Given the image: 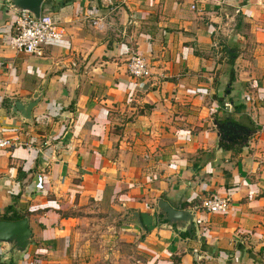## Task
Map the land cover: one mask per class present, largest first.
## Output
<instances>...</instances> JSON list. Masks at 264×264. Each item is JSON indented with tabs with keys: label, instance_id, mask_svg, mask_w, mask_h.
<instances>
[{
	"label": "crops",
	"instance_id": "obj_1",
	"mask_svg": "<svg viewBox=\"0 0 264 264\" xmlns=\"http://www.w3.org/2000/svg\"><path fill=\"white\" fill-rule=\"evenodd\" d=\"M61 1L43 12L64 38L37 57L7 45L19 14L0 0V136L22 143L0 151V219L33 234L18 264H264V0ZM133 52L151 77L129 74ZM44 81L32 123L12 114ZM214 120L252 137L220 142ZM211 194L230 211H195ZM159 199L196 230L170 228Z\"/></svg>",
	"mask_w": 264,
	"mask_h": 264
},
{
	"label": "water",
	"instance_id": "obj_2",
	"mask_svg": "<svg viewBox=\"0 0 264 264\" xmlns=\"http://www.w3.org/2000/svg\"><path fill=\"white\" fill-rule=\"evenodd\" d=\"M9 7L18 14H27L39 19L47 0H4ZM47 81L28 98L14 102L11 105V112L17 115L24 122L32 123L33 109L41 102ZM219 141L233 143L238 141L246 143L252 137V131L243 125L233 121L219 122L214 120ZM156 215L163 218L168 226L179 231L186 230L192 234L196 230V213L193 210H179L173 207L168 201L159 199L156 208ZM135 222L143 228L140 214L136 212ZM33 234L30 227V219L25 217L18 221L0 219V248L4 250L0 254V264L13 262L18 264L28 253L33 244Z\"/></svg>",
	"mask_w": 264,
	"mask_h": 264
},
{
	"label": "built area",
	"instance_id": "obj_3",
	"mask_svg": "<svg viewBox=\"0 0 264 264\" xmlns=\"http://www.w3.org/2000/svg\"><path fill=\"white\" fill-rule=\"evenodd\" d=\"M110 1V0H108ZM192 9L196 10L199 3H205L212 0H190ZM65 32L55 19L54 15L43 12L39 19H35L27 14H19L11 35L8 46L17 53H25L40 57L43 55L44 47L50 43L59 42L64 38ZM129 74L137 79L149 78L152 71L147 60L133 52L128 61ZM226 108L230 104L225 105ZM22 143L18 138H9L0 136V151L5 149H14ZM231 208V198L222 197L218 194H211L202 199L195 211H201L212 214H226ZM195 257L198 258V252L195 251Z\"/></svg>",
	"mask_w": 264,
	"mask_h": 264
},
{
	"label": "rangeland",
	"instance_id": "obj_4",
	"mask_svg": "<svg viewBox=\"0 0 264 264\" xmlns=\"http://www.w3.org/2000/svg\"><path fill=\"white\" fill-rule=\"evenodd\" d=\"M101 218L103 219V222H100L99 221L100 219L97 216L95 218L90 217V219H88L89 221H88L87 225L86 224L84 225V229H86V231H87V232H85L86 235H87L85 237L87 239L91 240L92 242L96 243L94 245H100L98 243L99 239L100 238H104L106 235H110V230L107 227L109 225H107V224L105 225L104 224L105 223L104 222L105 221L104 217H101ZM118 221H119L118 224H119V227H120L122 221L121 220H118ZM106 222H107V220H106ZM113 224H116V223L113 222ZM107 237L109 238L110 236H107ZM108 250H109L108 247H107V249H102V253H100L101 256H98V258L100 257V259H103L105 256L107 257V251ZM98 252H100V249L98 250Z\"/></svg>",
	"mask_w": 264,
	"mask_h": 264
},
{
	"label": "trees",
	"instance_id": "obj_5",
	"mask_svg": "<svg viewBox=\"0 0 264 264\" xmlns=\"http://www.w3.org/2000/svg\"><path fill=\"white\" fill-rule=\"evenodd\" d=\"M68 3H70V1L69 0H66V1H61L60 3H59V6L60 7H62V6H65V5H67ZM7 264V263H6ZM9 264H14L13 262H11V263H9Z\"/></svg>",
	"mask_w": 264,
	"mask_h": 264
}]
</instances>
